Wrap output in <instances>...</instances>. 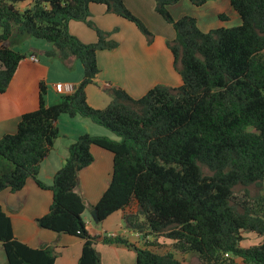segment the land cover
Returning a JSON list of instances; mask_svg holds the SVG:
<instances>
[{"label": "trees", "instance_id": "obj_1", "mask_svg": "<svg viewBox=\"0 0 264 264\" xmlns=\"http://www.w3.org/2000/svg\"><path fill=\"white\" fill-rule=\"evenodd\" d=\"M179 1L154 0V9L175 32L167 47L182 85H156L139 99L113 88L110 104L97 110L87 103L85 88L99 73L97 52L113 50L117 42L88 20V5H104L150 42L144 24L122 0H0V94L25 57L12 48L16 35L46 41L53 46L47 57H58L68 68L74 58L83 69L81 82L53 105H46L41 84L38 108L21 116L15 133L0 138V193H16L29 179L49 189L51 205L36 224L81 239L78 264H101L76 192L79 173L93 162L91 146L113 155L109 185L94 207L99 222L129 209L125 227L154 239L153 245L141 239L137 247L120 236H104L103 243L133 250L135 264H182L175 252L196 254L200 264H264V240L240 246L243 231L264 237V193L249 191L264 186V0H229L241 25L208 33L191 16H171L169 7ZM189 1L202 6L208 0ZM24 2L30 7L20 11L17 5ZM71 21L85 23L97 41L81 43L68 30ZM61 115L87 118L118 140L79 136L47 187L37 176L59 137L55 123ZM159 238L171 241L172 252L149 248ZM0 243L6 264H54L58 257L54 248L18 241L1 205Z\"/></svg>", "mask_w": 264, "mask_h": 264}, {"label": "crops", "instance_id": "obj_2", "mask_svg": "<svg viewBox=\"0 0 264 264\" xmlns=\"http://www.w3.org/2000/svg\"><path fill=\"white\" fill-rule=\"evenodd\" d=\"M123 4L138 18L155 37L147 42L137 27L106 11L104 5L89 4L91 20L98 29L112 32L111 39L117 42L113 50L99 51L96 54L99 73L92 84L85 88L87 103L94 109L106 108L111 97L109 91L121 89L131 98L139 99L156 85L180 87L182 80L174 69L173 56L167 42L175 38L170 24L155 12L154 0H122ZM30 7L29 2L20 3L17 8L22 11ZM171 16L178 20L183 16H191L203 33L219 28H232L241 25L239 15L233 10L229 0H208L202 6H195L189 0H181L169 7ZM226 17L225 20L219 18ZM117 30L113 32V30ZM71 35L83 44L97 41L96 34L84 23L71 21L68 24ZM16 35L13 44L25 57L20 61L6 91L0 94V138L5 134H13L22 115L35 111L39 104V87L44 84L46 93L44 101L47 106L58 102L62 95L58 93L56 84L70 85L75 88L83 78L81 64L72 62L74 69L70 71L57 57H47L45 52L51 50L46 41L20 40ZM38 40V39H37ZM25 42V44L23 43ZM36 58L37 61L31 60ZM56 127L59 137L52 149L41 162L37 179L45 186L52 185L53 176L63 166L67 156V148L79 136L118 138L104 127L94 124L80 116L58 117ZM93 162L79 173L76 192L83 198L85 211L82 219L90 236L96 239L94 248L98 252L101 264H132V250L121 245H105L104 236H120L137 247L141 245V237L125 227L123 216L129 211H117L105 220L95 223L91 217L96 203L109 185L113 170V155L97 146L90 147ZM52 202V192L41 189L34 180H27L25 186L16 193L4 190L0 193L2 211L9 217L14 237L33 249L43 247L54 248L58 257L54 264H78L83 241L77 237L56 234L39 228L36 220L47 214ZM0 264L6 259L0 243ZM135 264V263H134Z\"/></svg>", "mask_w": 264, "mask_h": 264}, {"label": "rangeland", "instance_id": "obj_3", "mask_svg": "<svg viewBox=\"0 0 264 264\" xmlns=\"http://www.w3.org/2000/svg\"><path fill=\"white\" fill-rule=\"evenodd\" d=\"M89 12V11H88ZM132 14V13H131ZM88 20L90 21V22H92L93 23V21L91 20V16H90V14H89V16H88ZM77 22V21H76ZM83 23V22H82ZM85 24V23H84ZM94 24V23H93ZM86 25V24H85ZM95 25V24H94ZM87 26V25H86ZM96 26V25H95ZM145 26V25H144ZM88 27V26H87ZM97 27V26H96ZM89 28V27H88ZM89 29H91V28H89ZM92 30V29H91ZM149 31V30H148ZM105 32V31H104ZM151 33V32H150ZM152 34V33H151ZM152 40L150 41V42H152L153 41V39H154V35L152 34ZM18 37L19 38H21L20 40L21 41H23V40H26V39H29V40H32V41H39V40H37V39H34V38H31V37H28V36H20V35H18ZM145 37V36H144ZM145 39H146V37H145ZM146 41L147 42H149L147 39H146ZM44 42V41H43ZM149 42V43H150ZM170 42V41H169ZM24 44H25V42H23ZM50 46H51V49L53 50V46L50 44ZM12 48L15 50V46H14V44L12 43ZM24 48H25V46L24 47H22V46H20V48H16V50L17 51H21V52H23L24 51ZM58 58V57H57ZM59 59V58H58ZM60 60V59H59ZM72 62H74V63H76V64H79L80 65V62L78 61V60H76V59H74V58H72V59H70L69 61H68V66H70L71 68H68L66 65H65V63H63L65 66H66V68L67 69H69L70 71H72L73 69H74V67H73V65H74V63H73V65L71 66V64H72ZM249 191H250V193H251V195L252 196H254V195H257V194H259V192L261 193V194H263L264 193V186H263V188L261 189V191H259V190H257V188H255V187H250L249 188ZM236 193H237V195L238 196H241L242 195V193H243V190L242 189H238L237 191H236ZM242 234V238H243V240H242V242L240 243V246H242L243 248H248V247H252V246H256V245H259L263 240H264V237H259L258 235H256V234H254V233H248V232H242L241 233ZM142 238V240H147V241H149V245H151L152 243H153V237H150L149 239H143V237H141ZM144 242V241H143ZM151 242V243H150ZM142 243V242H141ZM145 243V242H144ZM143 244V243H142ZM145 244H147V243H145ZM105 245H107V244H105ZM141 245V244H140ZM153 245V244H152ZM151 250H153V251H155V252H160V253H163V252H167V251H170V252H172V243H171V241H169V240H165V239H163V238H159L158 239V241H157V243L156 244H154V246H150L149 247ZM131 250V249H130ZM135 252L132 250V254H134ZM175 257L182 263V264H200V261H199V259H198V257H197V255L196 254H193V253H188V254H181V253H178V252H175ZM132 260H133V262H132V264H134L135 263V257H134V255H133V258H132ZM108 263V260H107V262H106V264Z\"/></svg>", "mask_w": 264, "mask_h": 264}, {"label": "built area", "instance_id": "obj_4", "mask_svg": "<svg viewBox=\"0 0 264 264\" xmlns=\"http://www.w3.org/2000/svg\"><path fill=\"white\" fill-rule=\"evenodd\" d=\"M31 60L37 61L36 58H31ZM54 89L58 93H71L74 88L72 86H70V85L56 84L54 86ZM113 236H111V237H113Z\"/></svg>", "mask_w": 264, "mask_h": 264}, {"label": "water", "instance_id": "obj_5", "mask_svg": "<svg viewBox=\"0 0 264 264\" xmlns=\"http://www.w3.org/2000/svg\"><path fill=\"white\" fill-rule=\"evenodd\" d=\"M91 217H92V219H93V221H94L95 223H99V220H98V218H97V212H96V210H93V211L91 212Z\"/></svg>", "mask_w": 264, "mask_h": 264}]
</instances>
